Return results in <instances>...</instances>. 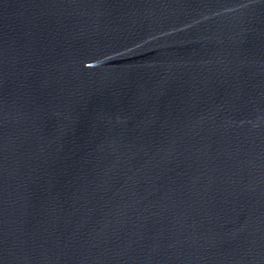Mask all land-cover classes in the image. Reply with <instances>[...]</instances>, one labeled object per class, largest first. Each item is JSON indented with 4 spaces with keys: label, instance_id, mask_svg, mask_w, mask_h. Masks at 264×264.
I'll return each mask as SVG.
<instances>
[{
    "label": "water",
    "instance_id": "95a60500",
    "mask_svg": "<svg viewBox=\"0 0 264 264\" xmlns=\"http://www.w3.org/2000/svg\"><path fill=\"white\" fill-rule=\"evenodd\" d=\"M0 264H264V0H0Z\"/></svg>",
    "mask_w": 264,
    "mask_h": 264
}]
</instances>
